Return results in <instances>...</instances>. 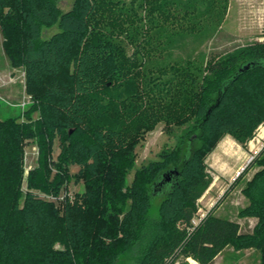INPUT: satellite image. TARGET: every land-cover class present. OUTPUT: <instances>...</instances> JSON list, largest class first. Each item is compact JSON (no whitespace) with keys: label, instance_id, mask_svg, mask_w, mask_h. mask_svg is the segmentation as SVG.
<instances>
[{"label":"trees","instance_id":"16d2710c","mask_svg":"<svg viewBox=\"0 0 264 264\" xmlns=\"http://www.w3.org/2000/svg\"><path fill=\"white\" fill-rule=\"evenodd\" d=\"M60 1L0 0L5 55L13 68H24L26 93L40 112L25 125L0 120V264H115L121 254L133 264H174L180 258L214 264L230 246L256 249L264 264V157L242 190L249 205L239 217L258 219L252 233H242L238 222L220 218L214 208L193 225L198 200L212 180L207 156L223 136L246 144L264 123V44L218 64L215 71L223 76L198 100L195 121L181 140L183 158L178 149L166 153L137 170L128 185L134 142H127L121 128L90 124L102 108L93 95L124 70L118 47L106 38L110 30L93 33V23L101 18L113 23L119 11L113 4L102 9L98 0H76L62 12ZM55 25L58 32L44 39L43 28ZM154 102L151 108L176 106L162 97ZM38 135L50 153L59 140V163L43 152V168L30 173L29 187L39 188L37 182L51 176V165L58 171L53 187H60L64 174L77 165L86 182V190L77 194L84 207L79 214L66 203L61 216L32 191L20 206L22 146ZM56 243L63 249H54Z\"/></svg>","mask_w":264,"mask_h":264},{"label":"rangeland","instance_id":"374dc122","mask_svg":"<svg viewBox=\"0 0 264 264\" xmlns=\"http://www.w3.org/2000/svg\"><path fill=\"white\" fill-rule=\"evenodd\" d=\"M75 2L61 0L59 7L66 12ZM110 4L119 11L113 23L101 18L93 23V33L98 28L110 30L106 38L118 47L124 70L110 87H102L93 95L102 108L101 117L90 124L105 129L121 128L129 136L127 142H134V166L126 179L130 185L137 170L161 160L166 153L178 149L183 158L185 145H181V140L195 121L198 100L213 80L223 76L215 71L218 64L225 65L243 51L264 44V0H98L102 9ZM56 32L57 25L43 28L42 37L48 39ZM5 39L0 30V120L13 119L25 125L37 120L40 112L26 93L24 68H13L5 55ZM158 97L173 101L175 109L151 108ZM263 135L264 123L246 144L239 143L231 134L220 138L205 161L212 180L198 200L193 225H198L214 208L220 218L238 222L242 233L254 231L258 219L240 218L239 213L249 205L242 190L261 169ZM40 137L27 138L22 146L20 206L32 191L52 204L61 216L66 203L79 214L84 207L77 194L86 190V182L78 175L77 165L69 168L68 175L64 174L60 187H53L52 183L58 173L55 165H51L49 178L43 176L37 182L39 188L29 187L30 173L43 168V152L59 163V140L56 139L50 153ZM42 185L47 188H41ZM58 231L60 234L63 230ZM54 249H63L61 243H56ZM261 262L262 255L256 249L236 251L230 246L214 264ZM133 263L132 257L121 254L115 264ZM174 264L192 263L180 258Z\"/></svg>","mask_w":264,"mask_h":264},{"label":"water","instance_id":"95a60500","mask_svg":"<svg viewBox=\"0 0 264 264\" xmlns=\"http://www.w3.org/2000/svg\"><path fill=\"white\" fill-rule=\"evenodd\" d=\"M248 68H249V67H246V70H247ZM242 71H243V70H242ZM173 173H175V174H176V172H175V171H172V172H171V174H173ZM167 180H168V181H170L171 179H170V178H168Z\"/></svg>","mask_w":264,"mask_h":264},{"label":"bare ground","instance_id":"6f19581e","mask_svg":"<svg viewBox=\"0 0 264 264\" xmlns=\"http://www.w3.org/2000/svg\"><path fill=\"white\" fill-rule=\"evenodd\" d=\"M264 136V135H263ZM233 144V143H232ZM191 263L192 264H197V262L196 261H194V260H191Z\"/></svg>","mask_w":264,"mask_h":264},{"label":"crops","instance_id":"0c3cea01","mask_svg":"<svg viewBox=\"0 0 264 264\" xmlns=\"http://www.w3.org/2000/svg\"><path fill=\"white\" fill-rule=\"evenodd\" d=\"M216 213V212H215ZM192 259H189V261H191ZM216 262V261H215ZM198 264V263H197Z\"/></svg>","mask_w":264,"mask_h":264}]
</instances>
